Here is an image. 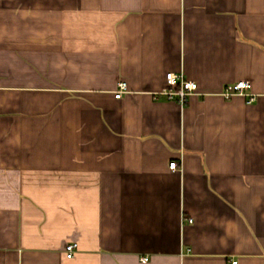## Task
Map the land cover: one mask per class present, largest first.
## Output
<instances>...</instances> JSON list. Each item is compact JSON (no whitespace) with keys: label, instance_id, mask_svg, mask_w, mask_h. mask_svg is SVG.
Listing matches in <instances>:
<instances>
[{"label":"crops","instance_id":"obj_1","mask_svg":"<svg viewBox=\"0 0 264 264\" xmlns=\"http://www.w3.org/2000/svg\"><path fill=\"white\" fill-rule=\"evenodd\" d=\"M233 261L264 264V0H0V264Z\"/></svg>","mask_w":264,"mask_h":264},{"label":"built area","instance_id":"obj_2","mask_svg":"<svg viewBox=\"0 0 264 264\" xmlns=\"http://www.w3.org/2000/svg\"><path fill=\"white\" fill-rule=\"evenodd\" d=\"M250 83L248 80H240L235 83L226 85L221 91V95L228 99L234 95H247L245 90L248 89ZM127 90L125 82L118 83L116 92L114 93L115 98H119L121 94ZM198 92V86L195 81L187 79L182 72L173 73L167 72L165 74V87L159 92L166 96L167 99H174L181 105H183L189 96H192ZM253 100L249 98L248 102ZM171 170L177 169L178 165L176 161H171L168 164ZM189 222L193 221V218H188ZM77 247L76 242H69L64 245V251L67 258L73 256V252ZM147 257H142L141 261H147ZM232 264H237V261H233Z\"/></svg>","mask_w":264,"mask_h":264}]
</instances>
